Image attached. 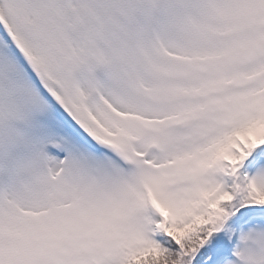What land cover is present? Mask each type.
Masks as SVG:
<instances>
[{
	"label": "snow or ice",
	"instance_id": "snow-or-ice-1",
	"mask_svg": "<svg viewBox=\"0 0 264 264\" xmlns=\"http://www.w3.org/2000/svg\"><path fill=\"white\" fill-rule=\"evenodd\" d=\"M0 264H264V0H0Z\"/></svg>",
	"mask_w": 264,
	"mask_h": 264
}]
</instances>
